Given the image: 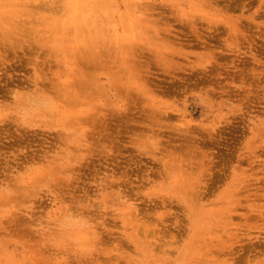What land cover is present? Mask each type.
Returning <instances> with one entry per match:
<instances>
[{
  "label": "rangeland",
  "instance_id": "1",
  "mask_svg": "<svg viewBox=\"0 0 264 264\" xmlns=\"http://www.w3.org/2000/svg\"><path fill=\"white\" fill-rule=\"evenodd\" d=\"M0 264H264V0H0Z\"/></svg>",
  "mask_w": 264,
  "mask_h": 264
},
{
  "label": "bare ground",
  "instance_id": "2",
  "mask_svg": "<svg viewBox=\"0 0 264 264\" xmlns=\"http://www.w3.org/2000/svg\"><path fill=\"white\" fill-rule=\"evenodd\" d=\"M23 1H25L26 2V0H23ZM89 1V0H88ZM28 2V1H27ZM100 2V1H99ZM84 3H85V1H84ZM90 2H88L87 4H89ZM94 6V5H93ZM90 7V6H89ZM94 8L96 9V6H94ZM94 11V10H93ZM90 19H91V17H90ZM88 20H89V18H88ZM81 24L83 25V22H81ZM80 24V25H81ZM74 25V24H73ZM72 25V26H73ZM78 27V26H77ZM80 28H83V27H80ZM80 28H78V30H82V29H80ZM74 30V29H73ZM79 91H80V94H77V93H74L73 92V96L74 97H72L73 99L71 100V104H77L78 102H83V101H85V98H86V102L87 101H89V98L88 97H83L82 96V94H83V90H82V88L81 87H79ZM40 112H42V111H40ZM49 112L50 111H45L44 112V114H46V115H49ZM29 113L30 114H36L37 113V111H29ZM91 113V112H90ZM70 115H71V117H65V118H63L59 123H58V125H60V126H62V125H64V123H65V121L67 120V122H68V124H70V126H72V127H74L78 122H80V121H82V123H85V122H87L88 120H90V119H88V117L86 116V114H84V115H79V116H76V117H74V115H73V113H72V111H70ZM40 117V116H39Z\"/></svg>",
  "mask_w": 264,
  "mask_h": 264
}]
</instances>
